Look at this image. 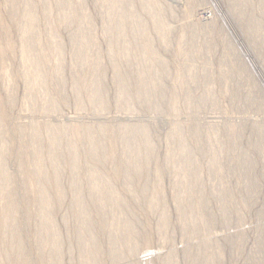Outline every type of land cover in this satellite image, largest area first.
Instances as JSON below:
<instances>
[{
	"label": "rangeland",
	"instance_id": "rangeland-1",
	"mask_svg": "<svg viewBox=\"0 0 264 264\" xmlns=\"http://www.w3.org/2000/svg\"><path fill=\"white\" fill-rule=\"evenodd\" d=\"M112 1L34 0L33 7L28 8L26 0H0V42L10 41L14 45V50L7 51L0 65V100L8 103L9 114V121L0 133V143L3 144L4 135L14 140L11 148H3L8 155L6 169L13 175L5 195L13 192L18 201L27 196L36 197L32 191L34 185L25 182L20 165L23 156L18 154L20 142L32 141L31 129H25L31 124H39L42 130L41 141L37 143L44 156L41 166L50 168L58 160L63 168L59 180L64 189L63 201L54 207L56 228L41 233L37 211L31 221L24 212L17 215L28 255L37 263L41 238H53L57 232L63 245L60 251H54L52 246L43 249L41 254L46 260L51 258L56 262L61 258V264H84L81 250L84 244L80 245V241L86 244L91 241L87 233H81L87 224L84 218L76 215L79 206L74 201L76 194L70 184L77 181L82 186L83 196L90 198V176L96 170L104 176L101 180H105L102 183L106 189L118 188L131 207L126 214H121L120 210L113 213L116 200L108 196L106 206L93 208L90 220L96 222L103 218L116 224L125 216L138 227L137 254L134 256L126 251L128 257L121 263L132 259L134 264H146L148 259V264H201L206 250L216 258L212 264H220L217 241L223 251L221 264H264V142L260 141L261 134L253 130L255 124L264 129V0H219L221 10L211 0H124L113 8ZM234 2L237 12L254 13L261 25L262 37H256L260 45L252 44L247 35L248 22L242 24L231 10ZM125 6L131 11L127 15L125 36L119 37L114 20ZM31 10L38 13V21L28 26L26 17ZM74 11L78 20L67 21L66 13ZM223 11H228L229 17ZM152 14L158 16L159 25L153 22ZM141 21L146 23V38L138 35ZM26 26L28 42L36 45L41 41L37 60L46 57L50 69L59 61L64 62L60 72L48 76V84L33 88L25 75L31 67L21 59L22 34ZM240 37L252 52L239 47ZM82 38L87 47L81 50L86 51L91 63L78 58ZM126 41L132 46L120 55L117 49ZM144 42L164 60L163 74L139 76L138 67L150 68L157 63L142 58ZM231 44L237 46L235 55L230 51ZM58 45L63 48L62 52ZM116 50L120 67L115 66L116 59L112 55ZM129 54L138 59L129 62ZM97 64H101L103 73L97 69ZM129 71L132 87L139 82L149 84L154 77L155 85L161 89L131 94V107L127 108L124 105L128 101L118 98V74ZM100 78L106 98L105 109L86 96L98 85ZM80 89L84 100L78 103ZM147 100L161 102L160 108L148 104ZM49 124L68 127L57 135L53 157L49 156V151L56 136L48 129ZM125 124H146L153 148L143 150L145 169L140 175L115 180L111 174L116 163L89 164L87 150L91 139L82 128L78 135L72 127L95 125V140L113 143L118 158L123 161L136 156L133 143L142 142L134 130L125 129ZM100 125L108 126L109 138L102 137ZM178 126L187 133L185 145L191 150L193 165L200 167L197 174H190L176 159L182 153V145L176 143L173 134ZM232 126L237 128L235 132L231 131ZM195 130L200 133L195 135ZM71 140L77 141L81 151L78 173L68 163ZM223 141L226 143L221 145ZM170 149L173 159L168 157ZM214 154L222 165L220 174L210 168ZM244 156L251 164L243 159ZM28 157L34 158L33 150ZM36 167L33 164L30 168ZM157 167L163 171L159 195L162 205L152 210L149 200L157 189ZM49 191L52 197L59 196L55 189ZM224 194L227 198H223ZM0 212L1 217L4 212L1 207ZM163 213L168 216L167 225H160ZM208 217L215 218L213 233L200 229L189 234L183 227L185 220L196 227ZM0 228L2 240L5 231L1 224ZM110 232L115 230L105 227L102 231L103 253L99 264H118L110 257L111 248L116 246L109 241ZM115 234L121 236L119 242H123L126 230ZM148 240L149 249L146 248Z\"/></svg>",
	"mask_w": 264,
	"mask_h": 264
},
{
	"label": "bare ground",
	"instance_id": "bare-ground-1",
	"mask_svg": "<svg viewBox=\"0 0 264 264\" xmlns=\"http://www.w3.org/2000/svg\"><path fill=\"white\" fill-rule=\"evenodd\" d=\"M15 1V0H10ZM124 2V0H113L111 5L112 8L116 5H119V2ZM213 5L217 7V9L221 10V4L219 0H211ZM151 5V1H149ZM26 4L28 8H32L34 4V0H26ZM148 5L147 9H151V6ZM50 6V5H49ZM49 9L51 8L48 7ZM212 6L208 8L209 12H211ZM231 10L239 17L240 22L243 24V22H248V29H247V35L249 36L251 42L253 45L258 46L260 45V42L256 39V37H262L260 35V23L258 20L255 19V15L253 12H243V11H236V3L231 4ZM131 9L129 6H125V8L122 10L121 15L115 19L113 22L115 26L118 29V36L121 37L122 35L125 36L126 32V23H127V15L130 14ZM224 15L229 17V14L225 11ZM78 14L74 12L66 13L65 19L70 22H75L78 20ZM153 22L157 25H159L160 20L158 19L157 15L152 14L151 16ZM27 25L31 26L34 25L38 21V13L31 10V12L28 13L26 17ZM141 30L138 32L139 37L146 38L148 36V30L146 29V23L144 21H141L140 23ZM28 27L26 26L23 34H22V42H21V59L22 62L30 66L31 68L27 71L25 74L28 79H30V87H35L36 85L46 83L48 84V76H52L53 74H56L60 72V70L64 66L63 60L59 61V63L56 65L54 69H50L48 67V60L46 57H43L42 59H38V50L40 46V42L36 45H32L28 42ZM239 35V34H238ZM242 37H240L241 39ZM262 43H264V36L262 38ZM132 43L130 41L124 42L117 50L121 51V53H126L130 48ZM85 46L87 47V43L85 42L84 38H82V44H80V52L78 53V58L82 62H88L91 63V58L86 54V51L81 50V48ZM230 51L233 55L237 52V46L235 44L230 45ZM239 47L243 49V51L246 52H252L251 48L243 42V38L239 42ZM57 48L59 49V52H62L63 48L58 45ZM13 51L14 45L9 41L0 42V65L5 61L6 59V53L7 51ZM85 50V49H84ZM112 51L113 57L115 60V66L120 67V62L117 61L119 59V52L118 51ZM249 55V54H248ZM142 58L147 60L156 61V65L151 66L150 68H147L145 66L138 67V74L139 76H143L146 73L150 74L151 76L158 75L160 73H164V60L160 59L157 56V51L148 43L144 42L142 45ZM138 59V57H134L133 55H128L127 60L129 62H133L134 60ZM97 69L103 73V68L101 64L96 65ZM243 69V68H242ZM244 69H246V66H244ZM98 72V74L102 75ZM99 75V76H100ZM130 76L131 72H127V74H118V82H119V91H118V98L119 101L127 100L128 102L125 103L124 106L127 108L131 107V104L129 102L130 95L131 94H141L143 92H150V91H158L161 89V87H158L155 85V79L152 77V80L149 84L139 82L134 87L130 85ZM101 84V78L100 82H98V85L87 92L86 96L89 98L90 101L96 102L99 104V107L102 109H105L106 107V98L103 91ZM83 91L81 89L78 91L77 95V101L78 103H81L82 100H84V96L82 94ZM124 103V102H123ZM147 103L160 108L161 102H155L152 103L149 100H147ZM9 121V114H8V103H3L0 100V133L5 129L7 123ZM48 129L50 131H53L56 137H53L52 143H51V149L49 151V156L53 157V154H56V143H57V135L61 134L65 129H68L66 126H57L49 124ZM125 129H132L134 130L141 139L142 142L138 143L135 142L134 149H137L136 156H130L129 158H125V160L121 161L118 158L117 150L115 145L113 143L109 142L108 144L101 143L95 139L97 137L94 135L95 130L97 129L95 125H82V126H73V130H76V133L80 135L82 131L79 129L84 130V134L86 133L89 135L91 141L89 144V148L87 150V156L89 164H99L104 163L107 161H113L116 163V168L114 172L111 174V177H113L115 180L119 178H128L136 177L140 175V173L145 169V162L143 159V150H151L153 148V145L150 140V134H149V128L146 124H125ZM31 129L32 131V141H22L20 142V146L18 149V154L23 156L20 160V165L22 168V171L25 175V182L29 185H34L33 193L36 196L35 198H30L27 196L26 198L18 201L14 198V193L10 192L8 196L5 195V191L11 187V183L13 180V175L6 169L7 164V158L8 155L4 152L3 148L9 149L14 144V140L8 136L4 135L3 144L0 143V207L3 209V214L0 217V224L3 225V231H5L4 234H2L0 240L2 243V246H0V263L2 264H61V258H57L56 262H54L51 258L49 260H46V257L43 256L42 251L43 249L47 248L48 246H52L55 248L54 251H60L61 246L63 245V239L61 236L56 232L53 238H41L40 241V257L38 259V262L34 261L27 253L26 248V241L25 236L22 233V225L18 220L17 215L19 213L24 212L26 216L30 219L34 213V211L38 212V216L40 217V231L47 232L50 229L56 228V220H55V214H54V207L63 201L62 195L64 193L63 186L60 184V177L62 176L63 168L61 167L58 160H55L52 167L50 168H44L41 166L44 156L41 151V147L37 146V143L41 141L42 134H41V127L39 124H31L25 129ZM99 131L102 135V137L109 138L107 134V130L109 129L108 126L100 125ZM237 128L235 126L231 127V131L235 132ZM254 132L257 134H261L260 141L262 143L264 142V129L259 126L258 124H255L253 127ZM200 132L198 130L194 131V134L197 135ZM174 137L176 143L182 145V153L176 158L178 161H181L183 165L186 167V169L190 172V174L195 173L197 174L200 167L197 165H193L192 160V154L191 150L189 151L188 147L185 145V142L187 141V133H185L181 127H176L174 130ZM112 139L110 137L109 141ZM238 140V138H237ZM76 140H71L68 143L69 149V157H68V163L70 164L72 170H74L76 173L79 172L81 163H80V157H81V151L78 147V144L76 143ZM235 142L238 143V141L235 140ZM234 142V143H235ZM226 142H221V145L225 144ZM130 143V146L133 145ZM3 149V150H2ZM34 151V158L30 159L28 157L30 151ZM173 152L168 151V157H172ZM170 158V159H171ZM175 159V160H176ZM246 162H250V159L244 156L243 158ZM35 164L38 167L35 169H31L30 167ZM210 168L217 174H220L222 171V165L217 157V155H213L211 161H210ZM163 177V171L161 167H157L155 170V183H156V191L153 197L149 200V206L152 210H155L156 207H160L162 205V200L159 197L161 194V181ZM104 178V176L100 173H97L96 170L92 172L90 179V198H86L83 196L82 186L77 181H72L70 186L75 191L76 197L74 199L75 203L79 206V209L76 211L77 216L85 219L86 228L84 231H81V233H87L89 236V239L91 241L90 244L82 243L80 241V245L84 244L82 247L83 251V263L84 264H99V258L103 253L102 245V231L105 230V227H112L115 232H110L109 234V241L111 244H116L113 248L110 250V257L114 262H117L119 264H134L132 262V259L129 261H126L125 263H121V261L128 257L126 255V251L129 254H137L138 251V243L136 242V233L138 231V227L133 223V221L129 218H125V216L120 219L116 224H112L106 219L101 218L99 221L93 222L90 220V216L92 215L93 208L96 207H103L106 206V203L108 202L109 198L108 196L114 198L116 200L115 208L112 209V212L115 213L118 210H120L121 214H126L131 207V204L123 198L122 192L116 188L111 187L109 190L106 189V185L102 182L105 180H101ZM110 178V176H109ZM53 188L59 195L58 197H52L50 194V189ZM128 191H133L132 188H128ZM226 196L223 195V198ZM227 205V203H224ZM225 205V206H226ZM224 207V206H223ZM1 213V212H0ZM223 214L226 216L227 210H223ZM162 215V214H160ZM31 221V219H30ZM169 223L168 216L163 213L161 217V223L160 225H167ZM227 223V221H226ZM215 224V218L214 217H208L202 220L201 224L192 227L189 220H185L183 222V227L186 230V232L197 231V230H207L210 231V233H213V228ZM98 225V227H96ZM108 225V226H107ZM114 225V226H111ZM228 225V223H227ZM1 229V228H0ZM120 230H126V234L123 237V242H119V239L122 238L121 236H116V232ZM52 234V233H51ZM207 235H205L206 237ZM207 239V238H206ZM149 240L146 241V248L149 249L150 244ZM263 243V242H262ZM207 244L206 242L203 243L205 246ZM218 251L217 256L219 258V263L221 264V258H223V251L222 248L219 245V242L216 241ZM31 247V245H30ZM210 251V250H209ZM204 257L202 259L201 264H212L215 262V256L212 255V253H207L206 250H204ZM147 258V257H146ZM5 262H1V261ZM146 260V259H145ZM148 264V259L145 261ZM167 264H172L171 262H168Z\"/></svg>",
	"mask_w": 264,
	"mask_h": 264
}]
</instances>
